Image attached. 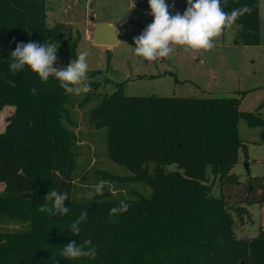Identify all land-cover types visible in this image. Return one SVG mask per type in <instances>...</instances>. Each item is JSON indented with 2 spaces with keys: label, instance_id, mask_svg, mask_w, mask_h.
Wrapping results in <instances>:
<instances>
[{
  "label": "trees",
  "instance_id": "16d2710c",
  "mask_svg": "<svg viewBox=\"0 0 264 264\" xmlns=\"http://www.w3.org/2000/svg\"><path fill=\"white\" fill-rule=\"evenodd\" d=\"M245 5L251 13L233 25L232 44L257 47L259 0H229L225 11ZM46 20L47 0H0V112L14 108L0 134V264H264V228L244 240L234 232V216L242 221L250 206L264 205V178L248 172L242 182L233 172L241 152L248 163L239 122L264 130V102L242 112L240 98L128 97L125 83L118 84L89 122L107 131L108 158L130 175H101L125 188L144 183L151 194L128 188L138 197L76 200L79 140L70 94L55 78L42 82L28 66L16 74L9 69L17 43L58 42L69 61L77 59V43H64L65 25L49 28ZM98 86L90 83L79 107L95 98ZM217 182L219 198L212 195ZM53 189L69 193L63 217L39 211ZM121 200L129 210L110 217ZM85 208L88 217L73 236L70 225ZM3 223L23 230L4 231ZM86 239L97 249L94 259L62 257L65 244Z\"/></svg>",
  "mask_w": 264,
  "mask_h": 264
},
{
  "label": "rangeland",
  "instance_id": "374dc122",
  "mask_svg": "<svg viewBox=\"0 0 264 264\" xmlns=\"http://www.w3.org/2000/svg\"><path fill=\"white\" fill-rule=\"evenodd\" d=\"M166 3L173 15L177 12L183 14L187 8V0H166ZM259 3V46H234L232 42L237 27L231 26L215 38V47L209 52H186L182 46H173L171 59L148 62L134 53V37L142 34L153 21L148 0H47V26L65 25L64 43H77V58L81 52H88L89 82L99 85L95 98L82 107L79 106L85 94H70L79 140L74 199L138 197L131 195L129 189L138 190L144 197L151 194V189L144 183L126 184L125 188L104 180L101 175L104 171L122 177L130 175L108 158L107 131L97 130L89 122L90 112L105 96L113 94L118 84L125 83L124 92L128 97L240 98L242 112H254L264 102V0H259ZM100 21L114 25L117 45L105 47L93 43V26ZM54 43L58 46V60L54 67H67L70 61L66 57L65 45ZM13 112L12 107H5L0 112V134L5 131ZM261 115L264 120V109ZM239 134L248 146V163L241 152L233 172L242 182L248 178V172L252 177L264 178L263 128H250L247 121L241 120ZM170 170L176 171L177 168L171 166ZM100 182L105 183L102 196L94 192ZM3 191L4 185L0 183V193ZM212 195L220 197L218 182L213 186ZM248 211L249 215L242 221L234 216V232L239 240L255 238L260 228H264V208L254 204ZM1 228L7 232L23 230L9 223H3Z\"/></svg>",
  "mask_w": 264,
  "mask_h": 264
},
{
  "label": "clouds",
  "instance_id": "9594fccd",
  "mask_svg": "<svg viewBox=\"0 0 264 264\" xmlns=\"http://www.w3.org/2000/svg\"><path fill=\"white\" fill-rule=\"evenodd\" d=\"M228 2L229 0H187V8L183 14L177 12L171 15L166 0H148L149 14L153 16V21L142 34L134 37L135 55L153 62L161 58L171 59L173 46H182L186 52L211 51L215 47V38L221 36L225 28L233 26L241 17L251 13L247 5L225 11ZM57 51L58 46L55 43H17L15 50L10 53L9 69L16 74L28 66L42 82H47L50 77L55 78L68 94L79 96L88 93V52H81L76 60H70L67 67L56 68L54 64L58 60ZM31 91L35 93L36 89L32 88ZM104 190L105 183L100 182L95 186V195L102 196ZM68 199L67 191L49 190L44 198L49 203L41 205L39 211L63 217L69 212V208L65 206ZM128 210V203L121 200L118 207L110 209L109 216L114 217ZM87 217L88 211L85 208L70 225L73 236L80 234V224ZM61 255L65 260L71 261L94 259L97 249L90 239L79 244L73 240L65 244Z\"/></svg>",
  "mask_w": 264,
  "mask_h": 264
},
{
  "label": "water",
  "instance_id": "95a60500",
  "mask_svg": "<svg viewBox=\"0 0 264 264\" xmlns=\"http://www.w3.org/2000/svg\"><path fill=\"white\" fill-rule=\"evenodd\" d=\"M60 38H62V36ZM92 39L95 45L105 47L115 46L117 45L116 28L106 23H95Z\"/></svg>",
  "mask_w": 264,
  "mask_h": 264
},
{
  "label": "crops",
  "instance_id": "0c3cea01",
  "mask_svg": "<svg viewBox=\"0 0 264 264\" xmlns=\"http://www.w3.org/2000/svg\"><path fill=\"white\" fill-rule=\"evenodd\" d=\"M260 4V3H259ZM100 22H102V23H106V24H109V25H112V26H114L112 23H110V22H105V21H100ZM100 22H98V23H100ZM95 28V23H94V26H93V29ZM93 34V33H92ZM262 208H264V205L262 206ZM249 212V211H248Z\"/></svg>",
  "mask_w": 264,
  "mask_h": 264
},
{
  "label": "built area",
  "instance_id": "2783aa9c",
  "mask_svg": "<svg viewBox=\"0 0 264 264\" xmlns=\"http://www.w3.org/2000/svg\"><path fill=\"white\" fill-rule=\"evenodd\" d=\"M171 15H173V14H171Z\"/></svg>",
  "mask_w": 264,
  "mask_h": 264
}]
</instances>
